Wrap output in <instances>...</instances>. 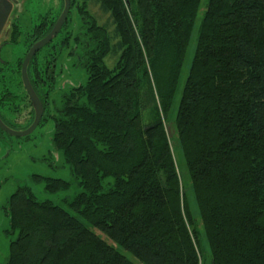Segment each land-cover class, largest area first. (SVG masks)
Segmentation results:
<instances>
[{
    "label": "trees",
    "instance_id": "trees-1",
    "mask_svg": "<svg viewBox=\"0 0 264 264\" xmlns=\"http://www.w3.org/2000/svg\"><path fill=\"white\" fill-rule=\"evenodd\" d=\"M60 2L56 16L27 31L26 51L52 30ZM70 2L46 46L59 38V46L79 48L86 82L69 88L50 116L51 145L82 189L67 210L18 187L6 208L16 237L3 264H204L202 237L210 264H264V0L207 1L177 100L201 0ZM12 26L8 43L17 44L22 26ZM26 51L15 69L0 65V118L16 130L7 117L16 99L29 105L18 87ZM37 54L27 71L45 113L55 57L40 62ZM33 181L51 193L69 186Z\"/></svg>",
    "mask_w": 264,
    "mask_h": 264
},
{
    "label": "rangeland",
    "instance_id": "rangeland-1",
    "mask_svg": "<svg viewBox=\"0 0 264 264\" xmlns=\"http://www.w3.org/2000/svg\"><path fill=\"white\" fill-rule=\"evenodd\" d=\"M14 3V20H17L20 26H22V33L17 44H7L2 48L0 53V60L8 61V68L15 69V60L23 55L26 51L25 34L32 29V24L43 19L48 14L49 17L56 16L61 2L60 0H15ZM208 0H201L199 5V11L196 15L189 45L186 50L185 60L183 62L182 71L180 73L178 92L175 99H179L182 85L186 78V75L190 68V62L194 55V48L196 44V37L198 35V27L201 21V16L206 10ZM95 12V11H94ZM71 24L74 25L73 31H76L79 22V16L77 13L70 12ZM19 16V17H18ZM104 18H102L103 21ZM74 33V32H73ZM59 38L53 41L54 48H51L52 43L49 46H43L38 52L37 56L40 62L44 56H54L55 60L50 64V71H52V80H48V84H51V89L48 97L47 112L49 116H45L36 129L29 135L22 137L9 136L5 132L0 131V264H3L7 258L10 242L16 237L15 234L9 232L10 221L6 214V208L8 205L9 196L15 192L20 186H29L34 197L40 201L50 200L55 205H60L67 210V202H69L77 193L81 192L80 186L77 184V179L73 176L70 166L64 162L60 152L53 150L51 145V137L54 132V121L52 115L56 114V109L61 107V101L63 95L69 88L77 87L79 84H84L86 81L85 69L81 68L78 62L79 48L74 47L71 43L69 48L59 46ZM73 47V48H72ZM72 52V53H70ZM114 59H106V63L110 66V63ZM0 62V65L2 64ZM5 72L6 84L12 80L14 74L12 72ZM43 85V89H46ZM18 86V85H17ZM22 90L23 88L19 85ZM19 88V90H20ZM21 90V92H22ZM17 91V88L15 89ZM10 106L16 107V112H19L20 116L23 113V109L28 107L21 105V100L16 99V105ZM22 112V113H21ZM44 113V114H45ZM12 119V115L7 117ZM27 120L21 122L14 121L12 124L15 128L22 130L27 124ZM167 133L171 135L172 127H167ZM176 157V166L179 168V176L184 185H190L189 174L185 167L184 157L179 149L174 152ZM39 175L42 177H50L54 179H62L68 182L67 189L59 190L58 192L51 193L45 190L43 182L33 181V176ZM191 210L198 218L195 203L190 199ZM201 228V226H200ZM201 230V229H200ZM202 252L204 258V264H210L209 249L207 247L205 239L202 237Z\"/></svg>",
    "mask_w": 264,
    "mask_h": 264
},
{
    "label": "water",
    "instance_id": "water-1",
    "mask_svg": "<svg viewBox=\"0 0 264 264\" xmlns=\"http://www.w3.org/2000/svg\"><path fill=\"white\" fill-rule=\"evenodd\" d=\"M63 7L61 10V14L54 22V26L52 27V30L43 36L40 40L34 42L30 47L29 50L25 53L23 57V61L20 67L21 72V83L23 84V88L25 90V93L28 96V99L30 101V105L33 107V120L27 126L26 128H23L22 130H16L9 128L0 118V130L8 134L9 136H16V137H22L24 135H29L33 132L34 129H36L37 125H39L42 115L44 112L43 105L41 104L39 97L37 94H35V91L33 89L32 83L29 81V75H28V67L31 61V58L38 53L43 46H46L49 44L54 37L60 32V30L63 27V24L67 18L68 11L70 9V0H62ZM15 0H0V33L3 30V26L6 24V21L9 18V14L11 13L13 6L15 5Z\"/></svg>",
    "mask_w": 264,
    "mask_h": 264
},
{
    "label": "flooded vegetation",
    "instance_id": "flooded-vegetation-1",
    "mask_svg": "<svg viewBox=\"0 0 264 264\" xmlns=\"http://www.w3.org/2000/svg\"><path fill=\"white\" fill-rule=\"evenodd\" d=\"M13 10H14V6H13V9H12V11H11V13L9 14L10 16H9V18H8V20L6 21V24L3 26L4 28H3V30L1 31V33H0V53H1V51H2V48L4 47V46H6L7 44H9L8 43V41H9V33H10V30L12 29V24H13V22H14V15H13ZM19 17V16H18ZM37 23L36 22H34L33 24H32V26L33 25H36ZM33 44V43H32ZM31 44V45H32ZM30 45V46H31ZM28 50H29V48H28ZM27 50V51H28ZM26 51V52H27ZM2 60H0V62H1ZM5 61H2V63H4ZM24 89V88H23ZM25 91V90H24ZM28 97V96H27ZM1 98V97H0ZM27 100H28V104L29 105H27V101H22L21 100V105H23V106H27L28 108L26 109V110H24L23 109V113H22V115L20 116V114H19V112H14V115H12V118H13V120L14 121H17V122H21V121H23V120H26V119H29L30 118V116H32V114H33V107L30 105V101H29V99L27 98ZM44 113V112H43ZM29 126V125H28ZM27 127V126H26ZM25 127V128H26ZM2 131V130H1Z\"/></svg>",
    "mask_w": 264,
    "mask_h": 264
}]
</instances>
